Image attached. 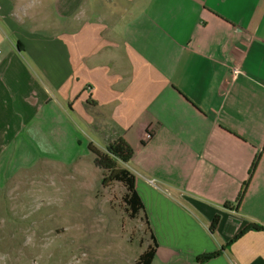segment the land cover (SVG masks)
I'll return each instance as SVG.
<instances>
[{"label": "crops", "instance_id": "obj_1", "mask_svg": "<svg viewBox=\"0 0 264 264\" xmlns=\"http://www.w3.org/2000/svg\"><path fill=\"white\" fill-rule=\"evenodd\" d=\"M74 115L133 148L153 264H264V0H0V184Z\"/></svg>", "mask_w": 264, "mask_h": 264}, {"label": "rangeland", "instance_id": "obj_2", "mask_svg": "<svg viewBox=\"0 0 264 264\" xmlns=\"http://www.w3.org/2000/svg\"><path fill=\"white\" fill-rule=\"evenodd\" d=\"M74 116L83 144L78 154L70 151L63 164L35 149L27 159L33 165L0 184V264H136L151 245L144 217L127 211L125 188L102 186L85 146L92 140L107 149L111 141Z\"/></svg>", "mask_w": 264, "mask_h": 264}, {"label": "trees", "instance_id": "obj_3", "mask_svg": "<svg viewBox=\"0 0 264 264\" xmlns=\"http://www.w3.org/2000/svg\"><path fill=\"white\" fill-rule=\"evenodd\" d=\"M89 151L95 155V165L102 171V186L108 188L113 184H121L126 193L123 197L127 211L134 219L140 216L144 217V220L148 226V231L151 239V245L139 256L136 264H153L158 243L154 236L151 223L148 219V215L145 210V206L141 197L139 196L136 188V176L127 167V165L133 160L135 152L133 148L122 138L116 139L109 143L106 150H102L93 142L88 145ZM220 223V216H216L211 225V231L215 232ZM264 230L263 227L254 225L246 230L242 231L232 242L238 240L250 231ZM224 249L209 255H202L196 258L198 264L208 263L223 253Z\"/></svg>", "mask_w": 264, "mask_h": 264}, {"label": "built area", "instance_id": "obj_4", "mask_svg": "<svg viewBox=\"0 0 264 264\" xmlns=\"http://www.w3.org/2000/svg\"><path fill=\"white\" fill-rule=\"evenodd\" d=\"M236 72H238V70H236ZM147 138L150 139L151 138V134H148L147 135ZM152 184H154L155 182L154 181H151Z\"/></svg>", "mask_w": 264, "mask_h": 264}]
</instances>
